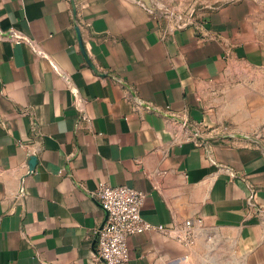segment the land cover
<instances>
[{"label": "crops", "instance_id": "obj_1", "mask_svg": "<svg viewBox=\"0 0 264 264\" xmlns=\"http://www.w3.org/2000/svg\"><path fill=\"white\" fill-rule=\"evenodd\" d=\"M145 1L0 0V264H99L100 183L128 264H264V0Z\"/></svg>", "mask_w": 264, "mask_h": 264}, {"label": "built area", "instance_id": "obj_2", "mask_svg": "<svg viewBox=\"0 0 264 264\" xmlns=\"http://www.w3.org/2000/svg\"><path fill=\"white\" fill-rule=\"evenodd\" d=\"M160 4L165 0H154ZM168 11V10H167ZM171 17L176 21L177 29L186 26L198 27L195 20V11L190 14L187 25L181 24V18L169 11L163 18ZM11 39L21 43L12 34ZM32 48L34 45L29 43ZM100 207L106 214V221L95 232L97 243V261L99 264H128L130 262V250L128 240L130 237L152 231L166 233L163 225H153L146 221L142 215L145 195L128 186H111L100 183L97 190L91 193ZM193 222H186V229L190 230ZM190 234H187V240H191Z\"/></svg>", "mask_w": 264, "mask_h": 264}, {"label": "water", "instance_id": "obj_3", "mask_svg": "<svg viewBox=\"0 0 264 264\" xmlns=\"http://www.w3.org/2000/svg\"><path fill=\"white\" fill-rule=\"evenodd\" d=\"M145 5H147L150 10L158 15L160 18H163L165 14H168L169 11H167V9L163 6H160V4L154 0H147L144 2ZM77 32H78V36L80 37V32H79V29H77ZM80 48H81V51L82 53L85 55V58H86V62L87 64L96 72L98 73L96 67L93 65V63L88 59V55H87V51L85 49V45L83 43V41L80 39ZM99 75L101 76H104L102 75L101 73H98ZM33 162L36 163V158L33 157Z\"/></svg>", "mask_w": 264, "mask_h": 264}]
</instances>
